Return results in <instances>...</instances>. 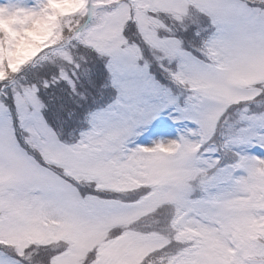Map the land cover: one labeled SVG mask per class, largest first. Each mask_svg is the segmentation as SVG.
<instances>
[{"label":"snow or ice","instance_id":"snow-or-ice-1","mask_svg":"<svg viewBox=\"0 0 264 264\" xmlns=\"http://www.w3.org/2000/svg\"><path fill=\"white\" fill-rule=\"evenodd\" d=\"M80 46L114 95L68 142L19 74L46 51L79 70ZM257 97L264 0H0V264H264ZM173 105L196 127L133 146Z\"/></svg>","mask_w":264,"mask_h":264},{"label":"trees","instance_id":"trees-1","mask_svg":"<svg viewBox=\"0 0 264 264\" xmlns=\"http://www.w3.org/2000/svg\"><path fill=\"white\" fill-rule=\"evenodd\" d=\"M89 53L92 76L87 78V74L82 75L83 66L79 70L75 69L74 75H80L75 82L76 86L60 78V70L54 64L26 66L23 70L28 80L40 88L39 95L47 106L44 113L49 123L65 135L85 124L84 118L89 110L102 109L111 101L108 99L105 103V96L100 95L103 91L101 85L105 80L106 70L95 54ZM45 82L48 87L44 86ZM86 88L89 89V93L85 92ZM255 107L251 105L252 110Z\"/></svg>","mask_w":264,"mask_h":264},{"label":"rangeland","instance_id":"rangeland-1","mask_svg":"<svg viewBox=\"0 0 264 264\" xmlns=\"http://www.w3.org/2000/svg\"><path fill=\"white\" fill-rule=\"evenodd\" d=\"M29 2H31V0H29ZM89 52L90 51L87 49H84L83 46H80L79 48L73 47V54L81 58V63L83 66L82 67V75L84 73L87 74V78L88 77L90 78L92 76V74H91L92 66L89 65L91 62ZM45 55H51V53H48L46 51L45 54H42L35 61H33L32 63H30L27 66L32 67V66H37L39 64L40 65H42V64H52L53 65L54 64L60 70V78H61V68H63L65 70L67 76L70 78V79H66L67 83H69L72 86L77 85V83H75V82L77 81V79L79 78L80 75H78V76L74 75L75 69L72 65L67 64L66 62L62 61L58 57H53L52 59H45ZM84 56H87V58H88L87 63L83 62ZM23 70L19 74V78L22 81L27 80L28 82H30L28 80V78L24 75ZM105 70H106V77H105V80L102 83V85H105L107 82V79H108L107 69L105 68ZM162 82H164L166 84L170 83L167 80H163ZM30 83H32V82H30ZM102 85H101V87H102ZM171 87L175 93H181V91H182L178 86H176L174 84H172ZM102 88H103V91L101 92L100 95L105 96V103H107L108 99L113 98L114 90L109 88V87H102ZM88 91H89V89L86 88L85 92L89 93ZM185 95H186V93L184 95L179 96V103L181 105H183L185 102ZM251 105L256 106L253 111H256V112L264 111V102H262L260 100V97H257V102H254ZM251 105H250V107H251ZM257 106H259V108H257ZM237 107H240V106H233V109L229 110L231 112V115L226 113L225 114L226 118H222L221 127L217 133L218 136H220L222 133L224 135H230L233 131L234 126H236V127L239 126V124L236 123L239 113H237L234 110ZM102 108H104V107H102ZM174 108H175V105L164 108V109L160 110L154 118L143 123L139 127L137 134L132 137V145L133 146H135V145L151 146L152 144H154L158 141L175 140V139L179 138L182 133L186 132V130L188 128L196 127V124L193 123L191 120L175 119L174 117H176L178 115V113L176 111H174ZM97 110H98V108L89 110L88 113L85 115V118H84L85 124H82V127H80V128L78 127L75 130H73L72 132H70L69 135H65L62 132L57 130L58 132L61 133L62 139L66 140L68 142H74L75 140L79 139L81 134L86 133L89 130L93 117H95L97 115ZM240 149L242 151L250 152L253 155L264 156V148H261L258 145L255 147H252V148H248L245 145H241Z\"/></svg>","mask_w":264,"mask_h":264}]
</instances>
